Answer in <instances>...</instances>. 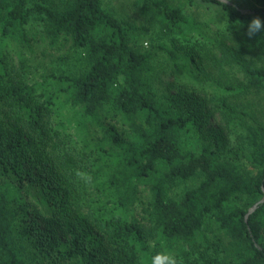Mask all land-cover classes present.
I'll list each match as a JSON object with an SVG mask.
<instances>
[{"label":"trees","instance_id":"trees-1","mask_svg":"<svg viewBox=\"0 0 264 264\" xmlns=\"http://www.w3.org/2000/svg\"><path fill=\"white\" fill-rule=\"evenodd\" d=\"M229 1L0 0V264H264V0Z\"/></svg>","mask_w":264,"mask_h":264},{"label":"rangeland","instance_id":"rangeland-1","mask_svg":"<svg viewBox=\"0 0 264 264\" xmlns=\"http://www.w3.org/2000/svg\"><path fill=\"white\" fill-rule=\"evenodd\" d=\"M135 0H104V3L106 6H108L109 8H111L112 10H114L118 15H121L127 19H131V20H136V21H139V17L137 15V13L135 12V9L133 8V2ZM237 2H240L242 4L245 3L246 4V1L248 0H236ZM200 11L202 12V18L204 21H208L210 18L212 17H215L217 19V22H218V19L219 20H222V16H221V13H208L207 11H205L204 9H200ZM220 23V22H219ZM221 26H223L221 23H220ZM220 26H217L215 25L212 26L211 28V32L212 31H217V30H220L221 28H219ZM181 78V81L182 82H185L187 84H194L195 86H197L198 88H201L198 84V81L197 79L193 76L192 78L189 77V79L185 78L184 76L180 77ZM170 80V78H169ZM206 84H202L204 85V95H211L212 94V86H210L209 84L211 83L212 84V80H208V82L205 81ZM212 123H216L218 124V119H215V120H209V123L211 124ZM210 133V132H209ZM184 189V187H183Z\"/></svg>","mask_w":264,"mask_h":264},{"label":"clouds","instance_id":"clouds-1","mask_svg":"<svg viewBox=\"0 0 264 264\" xmlns=\"http://www.w3.org/2000/svg\"><path fill=\"white\" fill-rule=\"evenodd\" d=\"M225 2H227V0H225ZM260 33H264V19L256 16L248 22L246 35L249 39H252ZM77 176L81 179H84L85 183L91 182V176L87 173L78 171ZM152 264H181V262L175 254L165 250L152 258Z\"/></svg>","mask_w":264,"mask_h":264},{"label":"water","instance_id":"water-1","mask_svg":"<svg viewBox=\"0 0 264 264\" xmlns=\"http://www.w3.org/2000/svg\"><path fill=\"white\" fill-rule=\"evenodd\" d=\"M220 1H222V2H224V3H226V4H229V5H232V3H231L229 0H227V2H225V0H220ZM263 202H264V200H263L262 202L258 203L257 205H255V206L249 211V214L247 215V218H246V222H248V217H249V215H250L251 213H253V212L258 208V206H259L261 203H263Z\"/></svg>","mask_w":264,"mask_h":264}]
</instances>
